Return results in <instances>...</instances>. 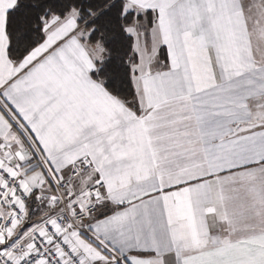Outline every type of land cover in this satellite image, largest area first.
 <instances>
[{
  "label": "crops",
  "instance_id": "obj_1",
  "mask_svg": "<svg viewBox=\"0 0 264 264\" xmlns=\"http://www.w3.org/2000/svg\"><path fill=\"white\" fill-rule=\"evenodd\" d=\"M17 1L0 0V165L12 174L29 167L23 186L38 201L32 206L28 200L26 219L0 235V245H9L6 252L19 256L12 246L39 220L59 211L55 182H70L65 192L82 197L101 179L100 193L83 199L97 205L96 216L86 224L89 233L62 230L85 264H117L141 248L156 254L144 260L132 255L136 264H264V211L241 221L237 202L219 175L221 168L245 163L244 156L213 148L219 141L195 119L190 134L167 143L149 136L134 107L92 76L104 50L87 40L76 11L63 19L54 16L45 28L47 39L21 60H11L6 23ZM123 1L132 6V0ZM157 2L137 0L141 11ZM206 23L228 45V58L235 53L236 59L227 67L222 61L214 66L207 49L186 45V81L214 90L229 72L253 67L240 62L244 53L251 58L255 52L264 68V0H251L246 9L233 0L220 15L207 13ZM140 28L133 26L140 33L139 45L150 53L136 65L140 75L134 85L147 106L154 100L156 82L164 79L161 49L175 51L177 32L157 24L155 38L146 41ZM135 99L130 100L133 105ZM236 103L241 126L264 124V84L256 85L252 101ZM257 139L264 143V135ZM80 161L88 162L87 169L71 178ZM259 195L256 186L248 187V201ZM129 211L137 214L141 226L120 236L110 222ZM1 212L10 217L5 209ZM26 247L32 248L30 240Z\"/></svg>",
  "mask_w": 264,
  "mask_h": 264
},
{
  "label": "snow or ice",
  "instance_id": "obj_2",
  "mask_svg": "<svg viewBox=\"0 0 264 264\" xmlns=\"http://www.w3.org/2000/svg\"><path fill=\"white\" fill-rule=\"evenodd\" d=\"M52 2L53 0H45V4L40 6L34 17L39 25L35 31L42 33L44 39H47L45 28L53 20V13L46 5ZM232 2L233 0H172L170 4L169 0H158L154 7L141 11L137 0H132L130 7L126 3L122 4L121 0H115L102 14H109L111 9L119 6L115 23L119 27L118 35L127 41L128 51L120 58L116 73L105 81L104 87L108 89L118 87L121 91H127L125 85L131 88L136 99L134 105L131 101L126 103L129 107H134L136 116L144 121L143 129L148 135L160 138L161 142L167 143L181 134H190L191 122L195 119L201 124H206L207 133L219 141L212 145L213 148L225 154L243 155L245 163L221 168L219 175L227 185L225 190L230 192L232 199L237 202L236 214L241 221H248L258 212L264 211V143H259L257 139L264 135V124L241 126L244 121L241 119L236 101L241 99L252 101L256 85L264 84V68L261 67L255 52L251 58L244 53L240 62L250 63L253 67L247 71L237 69L229 72L222 83L213 86L214 90L200 88L194 82L184 79L188 67L186 45L199 47L201 51L207 49L214 66L216 61H222L227 67L236 59L235 53H231V59L228 58L224 51L228 45L221 44L217 34L206 23L207 13L215 12L220 15ZM56 3L59 4L60 0H56ZM239 4L241 9H246L250 6L251 0H239ZM22 7L32 6L25 5L21 0L17 9ZM14 11L16 10L10 9L9 14ZM60 15L63 19V14ZM14 22V18L9 19L8 27ZM58 23L59 21L55 22ZM55 24L52 26L55 27ZM157 24L162 29L174 27L177 32V46L174 52L171 48L161 49L163 64L160 71L164 74V79L156 82L153 102L142 106L134 85V78L140 75L136 67L141 62L140 52L136 50L140 33L133 31V26L141 25L140 32H143L145 40L149 41L155 38L154 29ZM100 32L101 29L94 28L90 38L95 39ZM101 39L105 37L101 36ZM117 42L116 37L108 39L109 44ZM109 59L113 60L112 57ZM121 71L124 73L123 77L118 76ZM103 73L102 68L99 73L94 71L92 75ZM164 96L168 99L165 100ZM250 185L258 188L260 193L258 199L248 201L246 192ZM176 187L178 186H172L173 189ZM110 224L120 236H124L126 232L137 231L141 221L135 212L129 211L113 219ZM8 247L7 244L0 245V264H13L12 260L3 255ZM105 252L107 253L108 249H105ZM155 254L152 249H134L128 256L117 261V264H136L131 258L132 255L144 260ZM20 264H28V261H21Z\"/></svg>",
  "mask_w": 264,
  "mask_h": 264
},
{
  "label": "built area",
  "instance_id": "obj_3",
  "mask_svg": "<svg viewBox=\"0 0 264 264\" xmlns=\"http://www.w3.org/2000/svg\"><path fill=\"white\" fill-rule=\"evenodd\" d=\"M87 167V161L77 162L72 168L71 178L78 177ZM29 170V167L20 168L16 174H12L0 165V235L11 230L15 222H22L27 217L26 203L29 193L24 188L23 181ZM55 183L64 207L59 212L39 220L24 238L12 246L11 249L16 250L19 256H10L8 252L3 254L12 260L13 264H20L24 260H27L28 264H85L62 230L74 227L79 228L85 235L88 234L86 224L95 217L96 202L89 200L86 204L79 205L78 196L71 197L72 193L68 194L64 190L70 182ZM102 185L101 179H96L85 194L89 197L98 195ZM3 209L10 213V217L1 212ZM27 240L32 242L30 250L26 247Z\"/></svg>",
  "mask_w": 264,
  "mask_h": 264
},
{
  "label": "trees",
  "instance_id": "obj_4",
  "mask_svg": "<svg viewBox=\"0 0 264 264\" xmlns=\"http://www.w3.org/2000/svg\"><path fill=\"white\" fill-rule=\"evenodd\" d=\"M20 2L21 0H18L12 8V10L16 11L12 12L11 15L8 13L6 23V31L9 37L8 54L13 61L21 60L43 40L42 33L35 31V28L39 25L34 17L38 13L40 6L45 4V0H23L25 5H31L32 7L17 9V5ZM114 2L115 0H60V3L57 4L56 0H53L52 3L46 5L52 11L53 17L61 18L60 14L62 13L63 18H65L73 11L78 13L79 23L88 32L87 40L92 44L100 45L104 50V58L100 60L102 63H97L94 70L99 73L103 68L104 73L102 75H92L103 84L116 73V67L120 63V58L124 57L128 51L126 47L127 41L118 35L119 27L115 23V16L118 14L119 6L111 9L109 14H102ZM121 3L124 4V1L121 0ZM13 18L15 22L11 27H8V20ZM94 28L101 29V32L95 39H91L90 33ZM109 29H112V31L110 32ZM101 36H104L105 39H101ZM111 37H116L118 42L109 44L108 39ZM110 57L113 58L112 61H110ZM118 76L123 77L124 73L121 71L118 73ZM117 83L119 84V79ZM125 88H127V91H121L118 87L115 89L107 88V90L125 101H130L134 98L131 88H128L127 85H125ZM33 194L29 195V200H31L29 203L32 206H34L33 203L38 201L32 196ZM56 200L58 199L56 198Z\"/></svg>",
  "mask_w": 264,
  "mask_h": 264
},
{
  "label": "rangeland",
  "instance_id": "obj_5",
  "mask_svg": "<svg viewBox=\"0 0 264 264\" xmlns=\"http://www.w3.org/2000/svg\"><path fill=\"white\" fill-rule=\"evenodd\" d=\"M133 31H135V30H133ZM137 41H138V44H137V51H139L140 52V55H141V57H145V56H147L148 57V54L150 53L147 49H145L144 47H142V46H140L139 44V40H138V38H137ZM154 49H156V47L154 48ZM61 181H63V180H61ZM87 191V190H86ZM88 195H83L82 197L80 196V197H78V199H77V202H78V204L79 205H84V204H86L87 202H83V199L85 198V197H87ZM61 198H59V196H58V200H60ZM61 202V206H60V209H59V211L64 207V203L62 202V200H60ZM75 202V201H74ZM90 202H95V201H93V200H90ZM73 203V202H72ZM58 211V212H59ZM95 216H96V214H95Z\"/></svg>",
  "mask_w": 264,
  "mask_h": 264
}]
</instances>
